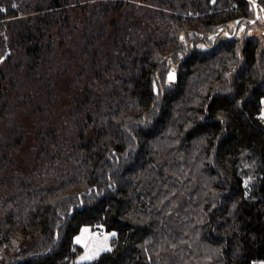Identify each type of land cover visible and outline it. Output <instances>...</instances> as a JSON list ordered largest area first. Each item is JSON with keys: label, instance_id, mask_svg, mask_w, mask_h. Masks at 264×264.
<instances>
[{"label": "trees", "instance_id": "trees-1", "mask_svg": "<svg viewBox=\"0 0 264 264\" xmlns=\"http://www.w3.org/2000/svg\"><path fill=\"white\" fill-rule=\"evenodd\" d=\"M254 14L0 0V264L264 259V40L213 34ZM86 224L115 234L79 262Z\"/></svg>", "mask_w": 264, "mask_h": 264}, {"label": "rangeland", "instance_id": "rangeland-1", "mask_svg": "<svg viewBox=\"0 0 264 264\" xmlns=\"http://www.w3.org/2000/svg\"><path fill=\"white\" fill-rule=\"evenodd\" d=\"M241 23V22H240ZM239 23V24H240ZM244 22H242L243 24ZM256 23V22H255ZM248 25L246 28L239 26L237 33L242 36L244 34L243 29L246 30V33L258 32V35L264 40V17L260 14L259 20L256 24ZM230 29L234 28V25H229ZM243 28V29H242ZM168 84H171L173 81L169 80L167 75ZM263 108L261 111V116L264 119V97H263ZM115 232L113 231H102V228H94L91 225H84L80 233L75 237L77 244L83 247L82 252L79 254L77 261H87L96 258L103 251L111 247V239ZM62 264H74L72 262H65ZM254 264H264V259L255 261Z\"/></svg>", "mask_w": 264, "mask_h": 264}, {"label": "water", "instance_id": "water-1", "mask_svg": "<svg viewBox=\"0 0 264 264\" xmlns=\"http://www.w3.org/2000/svg\"><path fill=\"white\" fill-rule=\"evenodd\" d=\"M249 1L251 2V7H253L254 10H255V15L254 16H251V17H247V23L244 24V27L245 28L250 23L256 22L259 19L260 14L264 17V5L259 0H249ZM241 20H242V18L237 19L234 31L231 32L229 27H221L218 31L213 32V34L214 35H219L221 33V31L224 28H226V32H228L229 36H233L235 33H237V31H238V25L241 22ZM205 35H206L205 33L202 34L203 37ZM194 48H195V45L193 43V48H192L191 53L194 51ZM182 61L183 60H181L177 64H181ZM170 77H172V78L170 79ZM168 78H169V80H171L173 82H177V80H178V70L177 69H174V68L170 69V71L168 72ZM161 86L164 88V84L162 82H161ZM164 94H165V91H164ZM154 106H155V104L152 106V108Z\"/></svg>", "mask_w": 264, "mask_h": 264}, {"label": "flooded vegetation", "instance_id": "flooded-vegetation-1", "mask_svg": "<svg viewBox=\"0 0 264 264\" xmlns=\"http://www.w3.org/2000/svg\"><path fill=\"white\" fill-rule=\"evenodd\" d=\"M254 15H255V14H254ZM258 20H259V19H258ZM258 20H257V21H258ZM257 21H256V22H257ZM254 23H255V22H254ZM254 23H250V24H254ZM241 27H244V26L242 25ZM222 31H223V30H222ZM222 31H221V33H222ZM221 33H220V34H221ZM220 34H219V35H220ZM215 36H218V35H215Z\"/></svg>", "mask_w": 264, "mask_h": 264}, {"label": "built area", "instance_id": "built-area-1", "mask_svg": "<svg viewBox=\"0 0 264 264\" xmlns=\"http://www.w3.org/2000/svg\"><path fill=\"white\" fill-rule=\"evenodd\" d=\"M190 13H193V11H191ZM102 231H104V228H102Z\"/></svg>", "mask_w": 264, "mask_h": 264}, {"label": "snow or ice", "instance_id": "snow-or-ice-1", "mask_svg": "<svg viewBox=\"0 0 264 264\" xmlns=\"http://www.w3.org/2000/svg\"><path fill=\"white\" fill-rule=\"evenodd\" d=\"M172 77H170V79H171ZM114 235V234H113Z\"/></svg>", "mask_w": 264, "mask_h": 264}]
</instances>
